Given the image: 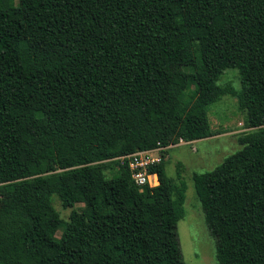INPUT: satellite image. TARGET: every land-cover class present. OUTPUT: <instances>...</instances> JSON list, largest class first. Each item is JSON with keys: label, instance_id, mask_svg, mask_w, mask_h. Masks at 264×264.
<instances>
[{"label": "trees", "instance_id": "1", "mask_svg": "<svg viewBox=\"0 0 264 264\" xmlns=\"http://www.w3.org/2000/svg\"><path fill=\"white\" fill-rule=\"evenodd\" d=\"M224 95L251 131L194 185L219 264H264V0H0V264H186L183 164L121 157L219 134Z\"/></svg>", "mask_w": 264, "mask_h": 264}, {"label": "rangeland", "instance_id": "2", "mask_svg": "<svg viewBox=\"0 0 264 264\" xmlns=\"http://www.w3.org/2000/svg\"><path fill=\"white\" fill-rule=\"evenodd\" d=\"M227 83L232 84L236 90H241L238 69L228 68L223 72L218 84L224 86ZM208 113L212 129L219 131V134L200 140L180 141L169 146L167 151L159 152L163 158L165 155L167 173L175 180H178V163L184 166L182 179L187 185L185 215L178 222V235L186 264H219L216 239L208 228L205 212L195 189L193 174L213 170L229 155L240 150L243 145L240 144L239 137L251 131L247 126V112L240 107L236 96L224 95L220 100L209 104ZM154 155L156 153L152 152L151 156ZM53 201L65 221L70 219L73 209L84 208L82 203H78L75 208H65L58 195L53 196ZM4 224L1 207L0 225ZM61 233L62 230H59L56 238H60Z\"/></svg>", "mask_w": 264, "mask_h": 264}, {"label": "built area", "instance_id": "3", "mask_svg": "<svg viewBox=\"0 0 264 264\" xmlns=\"http://www.w3.org/2000/svg\"><path fill=\"white\" fill-rule=\"evenodd\" d=\"M181 142L185 141L181 139ZM164 149L165 147L162 146L152 150L137 151L121 157V159H128V164L132 172V178L136 184L139 186H143L145 184L155 186L159 183L157 174L149 173L148 167L150 164L160 162L163 159V156H161L159 152ZM152 152L156 153V155L151 156Z\"/></svg>", "mask_w": 264, "mask_h": 264}]
</instances>
